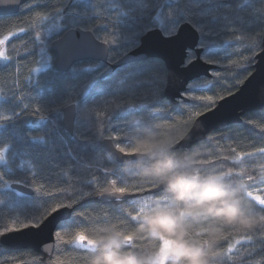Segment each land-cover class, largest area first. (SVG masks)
I'll use <instances>...</instances> for the list:
<instances>
[{"label":"trees","instance_id":"trees-1","mask_svg":"<svg viewBox=\"0 0 264 264\" xmlns=\"http://www.w3.org/2000/svg\"><path fill=\"white\" fill-rule=\"evenodd\" d=\"M185 22L198 29L203 57L219 66L212 78L193 82L188 91L213 96L211 108H201L208 102L193 99L170 103L164 95L167 69L159 59L126 65L105 79L100 78L107 68L103 63L80 62L67 73L54 65L51 45L71 29L92 31L107 41L108 61L113 63L135 49L149 30L160 28L171 36ZM6 36L5 54L10 59L0 60V151H5L0 162V224L11 219L36 221L48 205L59 203L72 202L74 212L59 227L64 230L50 260L33 250L0 247V264H34V256L44 264H85L87 252L76 240L77 233L105 219H127L124 209L131 211L146 197L131 187L133 179L124 164L111 159L101 142L112 139L118 150L127 149L137 127L159 122L166 133L188 120L189 109L196 120V112L203 114L236 92L253 73L263 49L264 0H30L17 15L0 17V40ZM195 57L190 52L188 60ZM70 104L77 106L73 136L62 124V111ZM258 148H264V111L247 113L240 124L181 151H196L215 167L246 173L249 190L264 198L257 190L264 180L255 167L264 161ZM249 174L255 179L249 180ZM93 176L123 181L117 186L128 188L126 194L132 197L100 200L93 192L100 187ZM13 183L32 188L34 194L12 190ZM81 191L93 194L82 196ZM255 208L259 212V205ZM219 247L224 264H264V228L233 233Z\"/></svg>","mask_w":264,"mask_h":264},{"label":"clouds","instance_id":"clouds-1","mask_svg":"<svg viewBox=\"0 0 264 264\" xmlns=\"http://www.w3.org/2000/svg\"><path fill=\"white\" fill-rule=\"evenodd\" d=\"M187 133L175 127L165 133L154 122L131 134L124 155L132 158L123 166L131 187L157 188L159 194L124 209L127 219H105L79 231L85 264H224L220 241L264 228L247 174L206 165L198 152L179 150ZM255 167L264 177V161Z\"/></svg>","mask_w":264,"mask_h":264},{"label":"water","instance_id":"water-1","mask_svg":"<svg viewBox=\"0 0 264 264\" xmlns=\"http://www.w3.org/2000/svg\"><path fill=\"white\" fill-rule=\"evenodd\" d=\"M28 1L30 0H17L14 4L0 5V17L17 15ZM200 39L198 29L189 22L181 24L171 38H166L160 28H154L141 37L140 44L135 49L118 61L109 63V45L100 41L92 31L76 28L67 31L61 38L54 41L51 51L56 55L55 67L63 73L69 72L75 64L80 62L92 61L105 64L107 68L101 74V79L107 78L126 65L147 59H159L165 63L167 69L165 98L172 104H178L180 101L189 100L186 93L193 82L201 78H212L213 73L219 70L218 65L204 60V48L201 46ZM190 52H193L196 57L191 60V63H187ZM76 109V104H70L62 111L63 127L72 136L74 135ZM255 111H264V39L263 49L256 56L253 73L236 92L221 99L213 109L196 119L200 125L199 128H193L192 125L190 130L193 129L195 135L190 134L187 140L182 141L184 146L179 150L190 149L206 140L210 134L230 125L240 124L245 114ZM101 148L118 163L124 164L125 160L132 158L120 152L112 139L103 140ZM10 187L23 195L34 194L32 188L21 183H13ZM146 192L151 194L159 190L150 189ZM114 195H100L99 199L118 201ZM130 197H132L131 194H123L119 201ZM73 212L74 207L62 208L59 213L49 217L39 229L28 228L0 237V247L13 250H33L42 255L44 259L50 260L56 244L54 233L61 224L71 219ZM45 244L52 245V250L45 252Z\"/></svg>","mask_w":264,"mask_h":264},{"label":"snow or ice","instance_id":"snow-or-ice-1","mask_svg":"<svg viewBox=\"0 0 264 264\" xmlns=\"http://www.w3.org/2000/svg\"><path fill=\"white\" fill-rule=\"evenodd\" d=\"M16 2H17V0H0V5L14 4ZM200 14L204 15L205 13H200ZM171 35L174 36L175 33H172ZM36 38L39 39V33L36 34ZM166 38H171V36L166 34ZM8 39H9L8 36L4 37L3 40H0V44H3ZM105 42L107 43V41H105ZM0 58H2L4 60H9L10 59V57L8 55H6L4 52H0ZM191 62H192L191 59H189L187 61V63H191ZM186 95H187L188 99L207 101L208 102L207 104L200 105L201 108H211L212 104L214 103V98L211 95H193L192 93H186ZM199 115H202V113H200V112H196L195 113V116L198 117ZM189 124L193 125V128H199V126H200L198 124V120H194L193 119L192 109H189V111H188V120L184 121L183 125L180 126L179 128H188ZM192 130L188 131V133L185 136V138L183 140H181L176 145V147L178 149L182 148L184 146L182 141L187 140L189 138L190 134L195 135V133H193ZM117 139H119V137ZM211 139L212 138H209V140H211ZM119 151L124 153V152L127 151V149H125L123 147H120ZM257 151L259 153H261V154H264V148H258ZM230 152L234 153L235 150L232 149V150H230ZM243 155L251 156L253 154L252 153H244ZM227 159H228L227 157H223V160H227ZM202 162L205 163L206 165L214 166L211 160L204 159ZM92 179L94 181V185L95 184H99L100 185L99 189H95V188L93 189L94 194H97V195H101V196L110 195L111 196V195H114V194H120V195H114L116 200H119L121 195L126 194L129 191V189L126 188V187L117 186L118 183H123V181H121V180L118 181L116 179H105V180L101 181L95 176H93ZM248 179L249 180H254L255 177H253L251 174H249L248 175ZM105 184L107 185V187L104 186ZM260 185H264V180H260L259 184L257 185V190L261 191V192H264V188H261ZM250 187L251 186L249 185V188ZM105 188L109 189L108 193H105L103 191ZM152 189H157V188H152ZM139 190L141 192H143L145 194V196H149V193L145 192V189L139 188ZM93 192H83V191H81L80 195H82V196L83 195H92ZM248 194L252 198L254 206L255 205H259V211L264 212V198H261L258 195L254 196L252 191H249ZM57 199H59V197H57ZM68 199H69V201H72L73 197L69 196ZM72 207H73V203L72 202H69V203H66V204L65 203H59V204L52 205V206L48 205L47 210L36 221L21 222V221L16 220V219H11L8 223L0 224V237H3V236L8 235L10 233L19 232L21 230L28 229V228L39 229L40 227H42V225L45 223V221L48 220L49 217H51L53 214L59 213L60 209H62V208L66 209V208H72ZM76 215H77V217H79V216H82L84 214L83 213H76ZM63 230H64V228H61V229L57 230L54 233L55 237L56 238H61ZM77 236H78V234L76 235V240L78 241ZM78 242H80V244L82 246H84V243L82 241H78ZM52 248H53L52 245H48V244L44 245V251L45 252H48V251L52 250ZM262 251H264V249H262ZM34 264H44V262H43L41 257L34 256ZM49 264H52V262H49Z\"/></svg>","mask_w":264,"mask_h":264},{"label":"rangeland","instance_id":"rangeland-1","mask_svg":"<svg viewBox=\"0 0 264 264\" xmlns=\"http://www.w3.org/2000/svg\"><path fill=\"white\" fill-rule=\"evenodd\" d=\"M6 42H7V40L3 44H0V52H4L5 53ZM203 58H204L205 61L212 62L209 58H206V57H203ZM0 60H2V58H0ZM4 154H5V151L1 150L0 151V162L4 160Z\"/></svg>","mask_w":264,"mask_h":264}]
</instances>
